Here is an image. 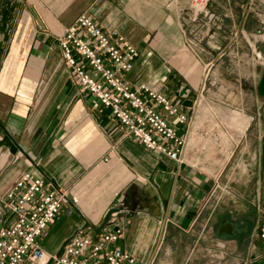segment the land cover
<instances>
[{
    "label": "crops",
    "instance_id": "0c3cea01",
    "mask_svg": "<svg viewBox=\"0 0 264 264\" xmlns=\"http://www.w3.org/2000/svg\"><path fill=\"white\" fill-rule=\"evenodd\" d=\"M208 8L217 19H193L187 0H0V228L14 220L6 194L28 171L64 192L38 239L47 254L79 230L119 228L115 246L143 263L264 264V0ZM83 13L137 48L123 75L132 88L188 112L172 121L182 162L126 134L67 71L57 38ZM224 154L218 166L209 157ZM232 157L227 180L238 168L255 180L251 221L239 205L237 223L217 218L236 196L214 193Z\"/></svg>",
    "mask_w": 264,
    "mask_h": 264
},
{
    "label": "built area",
    "instance_id": "2783aa9c",
    "mask_svg": "<svg viewBox=\"0 0 264 264\" xmlns=\"http://www.w3.org/2000/svg\"><path fill=\"white\" fill-rule=\"evenodd\" d=\"M210 0H187L192 18L215 15ZM63 63L79 87L94 97V104L109 110L124 132L144 148L183 161L185 139L173 120L188 122L189 114L165 92L144 83L132 88L123 78L137 56V48L115 31H106L90 14H80L57 38ZM64 192L42 177L24 172L6 194L13 222L0 228V264H149L115 246L121 229H102L88 235L82 230L70 236L61 250L45 253L38 239L59 213ZM264 246V222L256 228Z\"/></svg>",
    "mask_w": 264,
    "mask_h": 264
},
{
    "label": "rangeland",
    "instance_id": "374dc122",
    "mask_svg": "<svg viewBox=\"0 0 264 264\" xmlns=\"http://www.w3.org/2000/svg\"><path fill=\"white\" fill-rule=\"evenodd\" d=\"M213 14L215 15L217 19V15L215 13ZM219 141H220L219 139L216 140V142H219ZM209 157H213L216 160V163H218L217 164L218 166L220 163L224 164L225 160L229 156L228 154L226 155L224 154V155H211ZM232 162L234 163L233 157L231 158L226 170H223L222 172H220L221 174L218 176V186L215 188L214 193L217 195L223 194V196L225 197L231 196V195L243 196L244 199L242 198L243 200L241 204L236 203L235 200H237L236 198L238 197L235 196V199H233V201L229 203L227 208L225 206L221 208L218 207L216 210L217 218L219 219V217L221 218L224 216V217H227L228 219H232V221L237 223L238 219L236 217H238L240 213L238 209L236 208V205H239L241 206L240 208L244 210V214H247V217H248L247 220L251 221L252 213L255 210L254 205L252 204L253 194L255 191V180L251 172L242 171L240 168L234 171L233 177L231 180H227L228 174L230 173V166L232 165Z\"/></svg>",
    "mask_w": 264,
    "mask_h": 264
},
{
    "label": "water",
    "instance_id": "95a60500",
    "mask_svg": "<svg viewBox=\"0 0 264 264\" xmlns=\"http://www.w3.org/2000/svg\"><path fill=\"white\" fill-rule=\"evenodd\" d=\"M221 231H226V232H229L230 229H231V224L229 222H224L222 225H221Z\"/></svg>",
    "mask_w": 264,
    "mask_h": 264
}]
</instances>
